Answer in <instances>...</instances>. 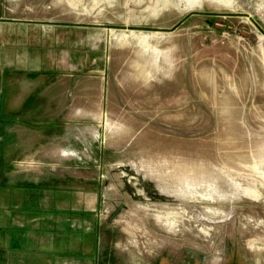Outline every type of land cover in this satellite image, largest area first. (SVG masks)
<instances>
[{
    "label": "rangeland",
    "instance_id": "1",
    "mask_svg": "<svg viewBox=\"0 0 264 264\" xmlns=\"http://www.w3.org/2000/svg\"><path fill=\"white\" fill-rule=\"evenodd\" d=\"M0 7L6 104L39 94L0 156L86 190L98 264H264V0Z\"/></svg>",
    "mask_w": 264,
    "mask_h": 264
},
{
    "label": "crops",
    "instance_id": "2",
    "mask_svg": "<svg viewBox=\"0 0 264 264\" xmlns=\"http://www.w3.org/2000/svg\"><path fill=\"white\" fill-rule=\"evenodd\" d=\"M4 19L0 7V21ZM9 28L0 25V34L10 33ZM8 88L9 82L0 80V112L3 104L8 113L19 117L7 125L0 122V140L10 138L5 154L17 155L13 145L20 134L14 127L20 123L32 127L31 121L20 116L38 112L32 104L39 94L28 97L31 106L13 108L6 104ZM31 129L22 135L31 137ZM19 160L0 156V264H98L100 230L90 214L86 190L81 186L73 191L53 175L15 171L14 163Z\"/></svg>",
    "mask_w": 264,
    "mask_h": 264
}]
</instances>
